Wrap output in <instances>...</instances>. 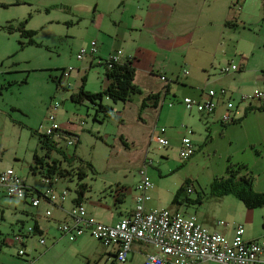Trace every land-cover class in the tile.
I'll return each instance as SVG.
<instances>
[{"label":"rangeland","instance_id":"rangeland-1","mask_svg":"<svg viewBox=\"0 0 264 264\" xmlns=\"http://www.w3.org/2000/svg\"><path fill=\"white\" fill-rule=\"evenodd\" d=\"M95 2L96 0H0V171L13 167L28 185H34L38 190L47 187L39 173L31 172L30 166L36 149L42 152L39 135L33 131H42L40 125L47 122L53 110L51 103L57 102V120L62 130H74L70 132L80 138L77 147L64 140L61 141L62 147L70 153L75 150L80 157L91 161L95 166L96 173L89 172L83 180L90 185L87 195L92 199L109 193V190L104 189L110 184L113 188L117 187V180L133 187L135 175L139 172V156L146 146V125L150 122L138 117L143 98L140 94L132 97L131 105L122 101L115 104V101L104 97L103 104L115 109V114L107 117L103 110L97 111L98 106L90 101L79 103L71 98L72 93L78 92L82 86L84 76L85 89L89 91H103L107 87L106 56L116 43H121L131 21L126 14L121 15L117 10L109 13L108 5L112 7L117 0L98 1L101 12L94 8ZM78 3L82 9L76 15L64 8V5ZM46 8H50V12ZM250 12L249 22L246 23L242 36V31H238L233 36V41L223 39L218 44H204L201 47L193 44L194 53L208 59H201L195 69L192 64L181 66L180 63L179 72L182 77L179 81L169 82L172 92L187 91L188 88L183 85L185 76L204 75L202 68L211 71V65H214L216 76H223L221 85L233 99V107L227 111L237 112L236 117L242 116L243 119L229 123L221 119L218 123L211 121L208 126H203L204 122L195 126L189 121L198 113L189 112L182 103L181 114H186V118L182 119L180 114L175 126L162 123L169 128L163 136L169 137V131H175L176 127L180 132L185 131L184 134L197 146L196 153L184 160L180 158L178 149L171 145L159 147L153 141L148 150L150 158L154 160L150 175L155 185L159 179L162 195L158 208L166 207L187 215L193 214L200 222L217 223L224 220L243 223L253 235L258 233L262 224V220L258 219H262V213L255 211L258 218L247 222L246 215L252 210L234 193L220 195L212 190V183L217 177L228 175L229 164H233L235 169L239 164H245L240 174H251L254 188L264 190V111L257 112V107L249 108V101L255 103L259 100L242 99L244 95L250 96L256 88L264 91V76H251L247 69L230 72V75L220 72L221 67L229 63L240 67L242 57L252 54L253 50L250 68H264V31H259L260 24H264V20L260 19L264 15V1H257ZM139 21L142 19L139 18ZM21 22L26 23V28L36 31L34 43L27 44L28 38L21 36L17 28ZM9 25L13 26L12 32ZM138 28L131 31L137 41L143 35L139 33L143 27ZM117 32L120 33L119 38L116 36ZM93 40L97 42L99 50L94 54L91 53ZM22 41H26L23 47ZM257 42L260 43L257 45ZM147 46L154 48L150 43ZM82 48L88 53L83 59H78L77 54ZM188 52L191 57L192 49ZM165 56L166 51L162 50L160 58ZM176 57L181 62L183 54ZM90 60L92 65L88 63ZM70 67H73L70 76L64 78L63 83L58 86L56 79L60 78L62 68ZM185 68L189 70L187 75L184 73ZM143 73L144 70L139 69V75ZM260 73H264V69ZM220 81L218 79L217 83ZM212 88L219 87L212 85ZM167 149L170 151V160L165 154ZM153 172L158 174L155 176ZM160 172L163 174L160 175ZM77 183L76 176L56 177L53 185L58 190L66 191L69 199L77 194ZM181 186L192 188L190 192L184 189L179 196L187 204L183 206L185 212L180 209L181 202L174 201ZM198 194L201 201L187 200L188 197L198 199ZM132 204L133 200L129 198L128 207ZM35 209L37 207L32 205L31 197L25 201L0 196V264L22 262L23 259L18 256L20 244L14 240V236L20 230L34 225L35 217L31 212ZM52 212L58 213V209L53 208ZM53 217L56 218V215ZM41 220L49 229L45 234L46 243L39 244V236L25 242L33 250V264H94V261L88 263L86 259L90 250L76 246L78 239L70 241L62 236L58 230L60 221H48L44 217Z\"/></svg>","mask_w":264,"mask_h":264},{"label":"crops","instance_id":"crops-1","mask_svg":"<svg viewBox=\"0 0 264 264\" xmlns=\"http://www.w3.org/2000/svg\"><path fill=\"white\" fill-rule=\"evenodd\" d=\"M98 1L100 0H96L94 5V8L97 11L98 9L100 10ZM257 1L259 0H243L241 2H238V0H117L116 4L112 5V7L108 5L109 13L117 10L121 15L126 14L131 21L130 24L128 23L127 30L124 32L125 35L122 37L121 43H116L114 45V48H112V50L106 57L117 54V52L120 51V53L118 54L119 61H126L128 58L133 59L134 65L137 70L135 83L142 89L143 93L140 95H142L143 97L148 95L149 93H156L159 91H163V93H166V96L163 97V100L158 104V106H149L143 111V118L145 120H150V122L146 125V127L148 128L145 137L146 146L145 150L143 149L141 155L139 156V169L143 166L145 161L152 159L150 158V150L148 149L151 146L152 141L158 143V141L155 140L157 136L166 138L169 141L168 145H171L173 148L178 149V151L180 152L181 141L182 138L186 136L184 134L186 132H180V129L176 127L175 131H169V137L163 136L164 134H166L169 128H167L162 123H166L167 126H175L176 120L181 114V104L184 97L188 96L196 100H200L206 96L209 90H215V100L217 101L216 109L212 113H200L195 109H193L192 111L188 110L189 112L194 111L195 113H198L194 114L192 120H190L189 122L194 124L195 126L200 125L201 122H204L202 123L203 126H208L211 121L217 122L222 119L223 113L227 110L226 102L229 98H231V95L228 96L227 94V96L222 97L223 95H221L220 91L222 89H225L227 91V89L223 85H221V79H223V76H216L214 72V65H211V71H205V68H202L204 75L195 76V74H192L190 77L185 76L186 79L183 82L185 84L183 85L188 88L187 91L172 92L169 82L173 80L179 81L182 77L181 73L179 72L180 63L181 66L192 64L195 69L197 68L198 63L201 59H208L204 56L196 55L194 53L193 44H195V46L201 47L204 44H218L223 41V39L233 41V36L238 31H242L240 33V35L242 36L244 34L243 30H245L247 27L246 23L249 22V16L251 15L250 10L254 8V5H256ZM64 6V8L68 9L74 15L78 14L79 9H82L80 8L79 3ZM46 11L50 12V8H46ZM101 11L102 9L100 10V12ZM139 18L142 19V21H139ZM260 19L264 20V15H261ZM227 20H236L238 22V25L230 27L226 24ZM78 21H80V19ZM98 27L102 26L98 25ZM138 27H143V29L139 31V33L143 34L138 38L139 41H137V39L134 37V34L131 32L135 29H139ZM259 28V31H264V24L261 23ZM146 35L148 36L146 37ZM116 36L117 38H119L120 33L117 32ZM129 37L130 39L128 40ZM146 39L148 40V42H144ZM147 43H150L154 48H152L151 46H147ZM259 43L260 42H257V45ZM191 49V57H189L188 51ZM162 50L166 51L167 56L160 58ZM97 51L99 52L98 46ZM254 51L255 50H253L252 54H246L247 56L242 57L241 66L234 72L247 69V73H249L251 76H264V73H260V71H262V69L264 68H250V62ZM99 54L102 55L101 53ZM178 54H183L181 62H178V59L176 57ZM102 56L105 57L104 55ZM88 63L89 65H92L91 60ZM228 65H230V63L225 66ZM223 67H221L220 69L221 73H223ZM139 69H143L144 73L139 75ZM184 73L186 75L189 74L188 68L184 69ZM230 74L228 73L227 75ZM68 76H70V74L67 76H63L62 83L64 78ZM218 79L219 81L221 80L220 83H217ZM262 79L264 80V77ZM212 85H216L219 88H212ZM119 102L121 101H118L115 104H118ZM123 103H129L131 105V101ZM249 103L251 104V106L249 107L250 109L251 107H258L263 105L261 101H256L255 103H253V101H249ZM52 105L53 103H51V108L53 109L52 113H54L57 117L58 108H54ZM108 107L110 110L106 115L109 116L111 114H115V109L112 106ZM135 108L137 110V105H135ZM245 109L247 110V107ZM261 111L264 110H259L257 112ZM181 118H186V114H181ZM161 127H165L164 132L159 131ZM126 140L128 141L129 139L127 138ZM158 146L163 147L164 145L158 143ZM165 154L168 156V160H170L169 149H167V153ZM153 161L154 160H152V164L149 165L147 169L148 175L151 179L152 177L150 175V167L153 165ZM153 174L156 176L158 173L153 172ZM159 174L162 175L163 173L160 172ZM135 176L136 179L132 188H130L131 186L121 183V180H117V183H119L117 187L113 188L112 184H110L109 187H106L104 189L105 191L109 190V193H107L106 195L104 194L98 199H92L91 197H88L86 193L81 202L76 201V195L69 199H67V197L64 200L61 199L60 194L63 191L55 188L58 195V199L55 203H51L48 200L44 199L42 200L44 205H42L43 203L41 202L39 206H34L37 207V209L33 210L31 213L35 217L33 226L36 225V229L35 234L31 235L28 241L37 238L38 236L45 237V234L48 233L49 229L45 224L42 223L41 220L43 217L48 221L52 219L56 222H70L72 221V218L70 217L69 212L73 207H75V205H78L79 203L85 205L89 217H92L95 220L103 223L115 224L122 217L130 214L135 206V196L140 192L137 189V184L141 179L139 172L136 173ZM185 190H187V188H185ZM187 192L189 191L187 190ZM149 194L151 197L150 200H148L146 203L147 208H158V205L161 203L160 199L162 197L159 179L157 180V185H155L154 182V187L150 190ZM129 198L133 200V204L130 207H128ZM190 199L196 200L195 198ZM198 199L199 201H201L199 194ZM179 202H181L180 204L182 205V208L180 209L183 210V206H187V204L184 202L182 197L179 198ZM52 207L54 209L57 208L58 213L52 212ZM251 210L252 211L246 215L247 222H252L256 218H258L254 214L255 211L259 210L262 213V219L258 218L259 220H262V224L259 228L258 233L253 234L254 236L247 230V228H245V225L243 223H231L225 221L226 224H219V221L224 220H219L217 223H206L205 221L201 222H203L211 230L219 231L225 234L228 238H232L234 236L235 227L238 224H243L245 228V239L252 240L260 238L264 234V205ZM47 211H50L51 215H47ZM53 215H56V218H54ZM62 236H65L70 241H76L78 239V241L75 242L76 246H78L79 248H88L90 251L86 259L88 263L94 261V264H144L145 254L154 250L150 245L142 242H136L131 247L128 259L124 262H121L115 259L116 253L118 251L117 245L106 246L99 239L91 236L88 232L79 236H75V234H62ZM39 244L41 243L39 242ZM210 262L221 264L213 260H203L198 264H208Z\"/></svg>","mask_w":264,"mask_h":264},{"label":"built area","instance_id":"built-area-1","mask_svg":"<svg viewBox=\"0 0 264 264\" xmlns=\"http://www.w3.org/2000/svg\"><path fill=\"white\" fill-rule=\"evenodd\" d=\"M97 52V42L92 41L91 53ZM87 50L82 48L78 59H83L87 55ZM107 57L106 62L119 61L118 54ZM239 66L230 64L222 69L224 73L234 72ZM69 69H64L63 75H69ZM221 95L225 96L227 91L222 89ZM216 91L211 89L206 96L200 100L192 97H184L182 103L189 111L196 109L200 113H212L217 106ZM254 98L264 104V91L256 88L250 95H244L242 99ZM229 98L226 102L227 110L233 107ZM54 104V108H58ZM223 114L222 121L229 123L236 118L237 112L227 111ZM54 119V115L49 116ZM59 128L58 123H53L47 133H52ZM164 132L165 128L162 127ZM156 141L163 145H168L169 141L161 136H157ZM74 140H69L72 144ZM197 149L190 137H183L180 145V156L182 159H189L196 153ZM152 164V159L144 162L139 169L141 179L137 184L140 191L135 196V206L130 214L122 217L115 224H107L89 217L87 208L83 204L73 207L69 215L72 221L58 223V230L62 234L82 235L86 232L99 239L104 245H117L116 260L124 262L128 259L131 247L136 242H142L150 245L154 250L147 252L144 258V264H198L203 260H213L221 264H264V234L260 238L247 240L244 237L245 228L243 224L235 227L234 236L228 238L225 234L211 230L203 222H200L195 215H187L178 210H171L166 207L148 209L147 201L150 200V190L154 187V182L148 175V166ZM48 182L47 178H43ZM190 192L191 187H187ZM0 196L23 199L26 201L31 197L33 206H39L42 200H48L55 203L58 195L53 185L42 190L35 189L27 184L26 180L18 175L12 167L0 171ZM67 196L66 191L60 194L61 199ZM47 215H51L47 211ZM219 224H226L225 221H219ZM35 234L34 226L30 225L24 231L15 234V241L20 244L18 255L23 259L20 264H33L31 255L33 250L25 242L31 235ZM41 244L46 243L44 236L39 237Z\"/></svg>","mask_w":264,"mask_h":264},{"label":"trees","instance_id":"trees-1","mask_svg":"<svg viewBox=\"0 0 264 264\" xmlns=\"http://www.w3.org/2000/svg\"><path fill=\"white\" fill-rule=\"evenodd\" d=\"M239 1L241 2L243 0H238V2ZM226 24L232 27L237 26L238 22L236 20H227ZM17 28L18 30H20L22 37L28 38L27 44L34 43V35L36 33L35 30L26 28L25 22H21ZM9 29L10 32H12L13 26L9 25ZM21 44L22 47L25 46L26 41H22ZM105 68V74L108 79V84L103 91L92 92L85 89L86 76H84L82 86L80 87L78 92L72 93L71 98L75 102L79 103L85 100L90 101L91 103L98 106L97 111L103 110L105 112V117H107L108 115L106 114H108L107 112L110 109L108 106L103 104L104 97H107L115 102H128L132 100V97L135 94H142L143 91L135 83V76L137 70L132 58H128L126 61L111 62V64H108L105 61ZM64 69L65 68H62L60 78L56 79L58 86L62 84L63 76H66L63 75ZM71 71L69 72V74L71 73ZM165 94V92L163 93V91H159L156 93H149L148 95L144 96L139 106L138 117L140 119L143 118V111L145 110V108L149 106H158V104L163 100V97L166 96ZM52 103L53 107L54 104H58L57 102ZM251 109H253V107H251ZM257 109L264 110V104L258 106ZM51 114L54 115L53 120L49 118ZM50 115L47 118V122L42 123L40 125L42 131H33V133L36 132L39 135V147L40 149H42V152L36 149L33 155V162L30 166L31 172L34 174L39 173L42 176L43 182V178H47L49 181L44 182L45 184H47V187L53 185V182L56 177L76 176L78 179L76 201L81 202L85 197L87 191L90 189V185L83 180L88 176L89 172L96 173L95 166L91 161H86L82 157H80L76 153V151L70 153L64 150L61 145V141H67L68 144L69 140H75L76 143L73 142L72 144H75V147H77V144L80 142L79 135L73 134L70 131L68 132L62 130V126L58 122L56 115L52 112L50 113ZM95 117L97 118V115ZM242 119L243 117L239 116L233 119V121L231 122H239ZM53 123H58L59 128L55 129L52 133L48 134L47 130L52 127ZM161 128L159 129L160 132H162ZM121 140L125 145H127V142L122 137ZM244 167L245 164H239L238 168L235 169L233 167V164H229L227 170L228 175L223 177H217L212 183V190H214L213 192H215L216 190L220 195L234 193L249 209L261 207L264 205V191H258L254 188V178L251 174H240V170H242ZM186 181L188 182L189 180L187 179ZM184 189V186L180 187L175 196L174 201L179 202V196ZM187 200L193 201L190 198H188ZM34 228L36 229V225L34 226ZM20 231H24V229Z\"/></svg>","mask_w":264,"mask_h":264}]
</instances>
